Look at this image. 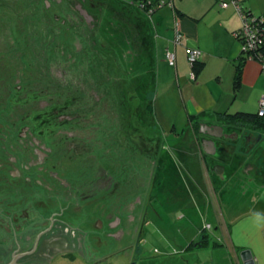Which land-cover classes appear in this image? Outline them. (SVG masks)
I'll return each instance as SVG.
<instances>
[{"label":"flooded vegetation","instance_id":"af4514ba","mask_svg":"<svg viewBox=\"0 0 264 264\" xmlns=\"http://www.w3.org/2000/svg\"><path fill=\"white\" fill-rule=\"evenodd\" d=\"M114 2L0 0V264H41L74 248L87 254L90 230L82 225L90 220L94 232L116 239L139 199L130 165L147 173L149 157L143 166L133 157L138 105L90 74L107 20L119 26L109 11L121 20ZM125 24L137 30L135 21ZM255 131L218 138V149L257 146L264 130Z\"/></svg>","mask_w":264,"mask_h":264},{"label":"rangeland","instance_id":"374dc122","mask_svg":"<svg viewBox=\"0 0 264 264\" xmlns=\"http://www.w3.org/2000/svg\"><path fill=\"white\" fill-rule=\"evenodd\" d=\"M163 1L159 0L158 3ZM117 5L115 4L116 7ZM138 7L133 6L134 14L140 11V16L144 18L147 13H143ZM108 16L116 20L110 11ZM110 20H107V32L99 40L104 44V49L97 44L95 51L91 52V59L96 63L91 64L90 74L102 78L101 84L109 89L107 91L114 92L113 89H118L122 96L129 97L128 102L132 106L136 108L138 105V111L134 108L138 118V126L134 132L140 135L143 143L138 137L136 143L132 144L135 150L133 157L136 155L134 161L140 160L142 166L149 157V171L146 173V170H142L140 163L137 164L139 167L130 165L134 174L136 173L134 177L140 180L133 186L139 199L132 203L130 210L124 211L119 231L117 230L118 238L94 232L90 225L92 221L89 220L86 226L82 225L90 230L87 254L78 255V248H74L72 254L66 256L49 255L41 264H240L239 255L237 256L232 239L227 234V225L232 224L231 212L237 215L242 210L246 199L244 190L247 191L248 188L245 189V184L239 177L230 175L225 180V189H219L225 190L226 194L216 191L219 201L214 193L215 188L204 189L200 194L199 189L185 179L184 167L175 158L179 155L175 147L189 145L184 139L175 142L173 138L175 132L182 136L189 133V117L195 112V106H205L209 110L214 109L212 106L217 104L221 109L215 110L222 112L227 109L230 112H257L255 104L261 90H264L260 89L264 85V77L260 76L263 77L260 80L246 77L239 90L224 89L234 87L232 74L234 77L235 65L232 61L213 59L207 61L203 72L205 81L200 87V80L191 79L193 70L186 57V69H179L183 85L181 89L176 79L175 67L160 63L158 68L157 61H152L151 56L142 53L138 43L133 49L137 50L135 55L139 56L126 59L123 51H126L124 41L129 25L126 27L125 22L118 19L112 21L119 26H113ZM143 23H146L145 18ZM240 45L242 46L241 42ZM102 55L107 59L99 61ZM220 75L224 77L222 82H219V77H215ZM152 88L155 91L153 102L158 124L142 107L151 101V98L144 101V89H148L149 94ZM143 101L144 104L141 105ZM125 114L130 115L128 110ZM124 145H129L127 139H124ZM141 146L144 148L139 150ZM237 150L239 151V147ZM122 154L123 162L127 163L129 151L124 149ZM232 158L231 155L230 161ZM247 195L250 196V193ZM73 220L78 221L77 217H73ZM73 224L80 227L79 223ZM115 230L116 228L113 229ZM95 234L102 239L99 244L94 243ZM203 234L209 236L205 247L188 248L192 240H198ZM73 255L78 256L77 259ZM98 258L104 261L94 263Z\"/></svg>","mask_w":264,"mask_h":264},{"label":"crops","instance_id":"0c3cea01","mask_svg":"<svg viewBox=\"0 0 264 264\" xmlns=\"http://www.w3.org/2000/svg\"><path fill=\"white\" fill-rule=\"evenodd\" d=\"M141 1L128 0L127 3H132L134 7L137 5L141 7ZM147 1L157 3L159 0ZM165 1L168 3H165L162 7L158 6L150 14L146 11L147 15H144L146 20L143 37L145 48L147 55L152 57L151 60L157 61L158 68L160 63L175 67L176 79L181 89H183V85L179 69H186V57L190 48L199 49L201 51L200 59L206 62L204 69L195 79V81L200 80L198 85L200 87L205 81L203 72L207 61L213 59L228 60L232 61L236 68L238 58L242 55V46L235 32L243 26V20L240 11L231 0H225L229 2L227 7L220 5L224 0ZM120 2L123 1L120 0ZM240 4L243 9L255 15L264 13V0H241ZM138 12V14L141 13ZM178 30L182 33V39L179 43H176L175 36ZM169 50L177 55L175 65H171L168 61L167 52ZM235 75L236 71L234 77L232 74L234 80ZM260 76L264 77L263 64L258 60L248 58L243 65L241 85L238 88L234 85L233 88L228 86L224 89L239 90L243 87L246 77L260 80V78H263ZM215 77L220 78L219 82L224 81L222 75ZM193 86H196V84ZM260 89H264V85ZM263 92L264 90H261L260 95L261 93L262 95H259L260 98L256 99L255 111L257 112L260 109L261 98L264 96ZM212 107L214 109L206 110L205 106H195V112L191 114H198L202 111L215 113L219 111L215 109H221L217 104ZM226 111L230 110L227 109ZM202 122L219 124L213 117L203 119ZM224 132L227 135L236 132L239 137L242 129L225 125ZM256 133L257 131L253 134ZM238 137L236 136V140ZM181 139H184L189 147L186 145L175 147V150L179 153L178 157L175 158L184 167L183 174L187 177L185 179L190 180V183L194 184L192 186L199 189L200 194L204 189L210 188L212 190L213 188L214 190L215 188L214 193L219 201L216 191L221 188L225 189V180L230 175L236 178L239 177L245 184V189L248 188L247 191L244 190L246 199H244L242 210L237 215H233L234 212H231L232 224L227 225V234L232 239L231 242L236 249L237 256L239 255L240 264H244L240 253L247 248L251 249L257 264H264V138L262 137L257 146L255 144L249 145V147L245 146L241 148V151L237 150L241 145V141L234 143L229 150H225L223 147L218 149V145L221 144L218 137L206 133L197 134L194 127L190 125L189 133L185 136L175 132L173 140L180 142ZM246 140L247 142L250 141ZM212 141H214L217 148L216 152L211 144ZM261 145H263V148H259ZM217 153L219 154L216 156ZM231 155L233 158L230 161ZM214 163L224 166V171L218 174ZM225 192V190L220 191L221 194H226ZM248 193H250V196L247 195ZM222 201H224V196H222Z\"/></svg>","mask_w":264,"mask_h":264},{"label":"trees","instance_id":"16d2710c","mask_svg":"<svg viewBox=\"0 0 264 264\" xmlns=\"http://www.w3.org/2000/svg\"><path fill=\"white\" fill-rule=\"evenodd\" d=\"M225 1V0H224ZM158 3V2H157ZM157 3H152L154 6ZM166 3V2H165ZM163 3V5L165 4ZM114 4H118L117 7L121 10V21H124L128 18L131 21L136 22L137 30L130 29V26L127 27L126 24L125 26L128 28L127 31V36H125L126 40L124 41L126 51H123V56L125 55L126 59L135 58L139 55H135L137 53L136 49H133L137 43L141 46V51L142 53H145L147 55V51L145 48L144 44V31H145V23H143L144 18L140 16V14H134L133 11V4L132 3H127V2H114ZM141 6V5H140ZM141 11L146 14V11L148 14L154 12L158 8V6H155L152 11H150L149 8L146 7H140ZM244 18L243 20V26L238 29L235 32L236 37L242 42V55L238 58V62L236 63V75H235V80H234V85L236 88H238L241 85L242 81V70H243V65L245 61L250 58V59H255L258 60L262 63L263 59H259L257 56L254 58L250 57L251 52H248L244 50V45H245V38L243 34V29L245 28L246 24L251 25L253 30H257L259 33V36H264V13L261 15H255L251 13L250 11L244 9ZM123 27V26H122ZM130 29V30H129ZM259 50L264 52V43L260 46ZM139 54V53H138ZM264 54V53H263ZM137 61H140L137 59ZM205 61L202 59H198L197 61L190 63L193 72H195L196 76L200 74V72L204 69L205 66ZM195 80V79H194ZM147 87H149L147 85ZM146 87V88H147ZM154 95L155 91L152 88L151 92L148 94V89H144V101L147 98H151V101L144 105V101L141 103L142 107H144L150 115L152 114L154 119L156 120V115L154 111ZM213 117L214 120H216L219 124L226 125L229 127H235L239 128L242 130H247V131H262L264 130V116L259 115L258 112H251V111H246V110H239L237 112H230V111H216L215 113L209 112V111H202L201 113L198 114H191L189 117V122L190 125L194 127V130L197 134H200V123H202L203 119H209ZM144 120V119H143ZM158 124V123H157ZM158 126V125H157ZM143 148L139 147V150ZM204 233V231H203ZM206 241H209V236L203 234L198 240H192V242L188 245V248H203L206 246ZM216 244H219L216 242Z\"/></svg>","mask_w":264,"mask_h":264},{"label":"built area","instance_id":"2783aa9c","mask_svg":"<svg viewBox=\"0 0 264 264\" xmlns=\"http://www.w3.org/2000/svg\"><path fill=\"white\" fill-rule=\"evenodd\" d=\"M231 2L233 4L236 5V7L238 8V11H240L242 18H244V9L241 6V0H231ZM153 2H149L147 0H142L141 1V6L142 7H146L149 8L150 11L153 10V8L155 6H159L162 7L163 3H165L164 1L161 3H157L155 6L152 4ZM220 5L222 7H227L229 6V2L228 1H222L220 3ZM254 27H252L249 24L245 25V28L243 29V34H244V38H245V45H244V50L251 52L250 57L254 58L255 56H257L259 59H263L262 64L264 66V52L259 50L260 46L264 43V36H259V33L257 30H253ZM182 39V33L178 30L176 32V36H175V42L179 43ZM168 55V61L171 65H175L176 61H177V55L175 52H171L170 50L167 52ZM201 56V51L199 49H195V48H190L188 49L187 52V58L189 63H193L195 61H197ZM191 79L194 80L196 79V74L195 72L191 73ZM259 115L264 116V96L261 98L260 101V109L258 111Z\"/></svg>","mask_w":264,"mask_h":264},{"label":"water","instance_id":"95a60500","mask_svg":"<svg viewBox=\"0 0 264 264\" xmlns=\"http://www.w3.org/2000/svg\"><path fill=\"white\" fill-rule=\"evenodd\" d=\"M200 133H206V134H209L211 136L218 137V138H223V137L227 138V136H228L224 132V125H222V124H209L206 122L200 123ZM211 144L214 148V151L216 152L217 148L215 146L214 141H212ZM259 148H263V145H261ZM215 170L218 174H220L224 171V166L216 165ZM240 257H241L244 264H257L256 259L253 255L251 249L247 248V249H244L243 251H241ZM45 259H47V258H45Z\"/></svg>","mask_w":264,"mask_h":264}]
</instances>
